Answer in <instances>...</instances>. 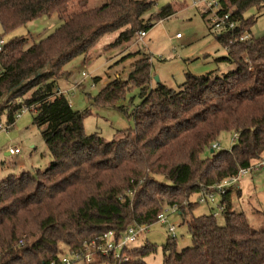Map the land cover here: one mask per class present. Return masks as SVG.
I'll return each mask as SVG.
<instances>
[{
  "label": "trees",
  "instance_id": "obj_1",
  "mask_svg": "<svg viewBox=\"0 0 264 264\" xmlns=\"http://www.w3.org/2000/svg\"><path fill=\"white\" fill-rule=\"evenodd\" d=\"M90 1L0 0L5 32L43 16L62 20L29 47L26 39L14 38L0 50V115L7 111L10 125L28 106L51 158L44 170L25 169L0 181V264H50L102 234L112 232L119 240L131 225L150 226L173 206L185 217L193 243L179 250L170 236L163 264H264V229L233 210L234 188L220 193L224 225L215 213L189 215L193 193H215L217 183L264 154V36L252 34L254 15L245 17L263 8L264 0H221L236 27L216 36L234 70L188 73L178 89L160 82L152 87L151 58L143 53L127 81L109 82L94 106L125 109L117 104L133 86L142 98L131 113L135 128L118 129L110 141L86 133L88 112L75 110L58 93L59 80L69 75L65 66L87 56L102 37L117 34L109 45L117 47L148 31L153 23L144 15L153 0H98L97 6ZM175 13L169 5L156 18ZM244 34L253 37L236 40ZM223 132L238 139L230 149L212 152ZM206 150L210 156L204 157ZM154 251L148 242L126 248L127 259L99 255L94 264H146Z\"/></svg>",
  "mask_w": 264,
  "mask_h": 264
},
{
  "label": "rangeland",
  "instance_id": "obj_2",
  "mask_svg": "<svg viewBox=\"0 0 264 264\" xmlns=\"http://www.w3.org/2000/svg\"><path fill=\"white\" fill-rule=\"evenodd\" d=\"M195 1L200 0H153V5L144 15L147 21L153 23L146 31L145 37L110 47L117 34L104 36L87 56H77L65 66L64 70L69 75L59 80V87L75 110L88 112L84 119L86 133L98 132L110 141L115 138L118 129L135 128V120L131 113L142 101L140 88L137 86L130 87L125 99H121L117 104L124 105L125 109L113 106L97 107L92 104V100L114 79L127 81L133 65L142 58L143 53L151 58L152 87H156L160 82L178 89L185 82L188 73L203 75L211 72L221 75L235 69L234 64L223 60L228 51L217 40L216 35L219 32L212 28V13L204 12L203 6H195ZM90 3L97 6L101 2L91 0ZM169 5L174 7L176 13L158 20L157 14ZM251 15L256 18L251 28L252 34L255 37L264 36V7L260 10L256 8L249 10L245 17ZM61 24L62 20L57 14L32 20L11 32H5L0 23V38L6 42L14 38H24L26 47H29L47 37ZM7 113L5 111L0 115V120L4 124V129H0V181L25 169L33 173L44 170L51 159L41 134L42 128L33 122L32 111L26 110L20 117L16 114L15 123L10 128L7 127ZM234 134L235 132H223L216 141L220 144L218 149H230L235 143ZM10 146H18L22 152L9 155L6 150ZM203 156H210V152L206 150ZM259 161H264V154L252 163ZM160 180L169 183L163 177ZM214 195V200L200 202L199 195L193 193L189 202L194 206L189 215L216 213L218 223L224 225L225 216L218 206L221 195L218 192ZM230 200L233 210L244 212L254 228L264 229V167L256 168L253 173L241 177L230 193ZM164 214L166 219L164 222L159 220L151 224L130 244V248H139L148 242L154 245L155 251L145 258L146 264H163L162 248L172 235L169 232L172 225L176 227L175 236L179 250L193 243L181 211L167 207Z\"/></svg>",
  "mask_w": 264,
  "mask_h": 264
},
{
  "label": "built area",
  "instance_id": "obj_3",
  "mask_svg": "<svg viewBox=\"0 0 264 264\" xmlns=\"http://www.w3.org/2000/svg\"><path fill=\"white\" fill-rule=\"evenodd\" d=\"M195 6H203L204 12H211L212 13V28L216 29L218 32L224 31V30H234L236 27V22L232 21L230 19V12L223 11L224 6L221 2V0H200L194 2ZM147 32L140 31L138 33V39H142L145 37ZM176 37H179V34L176 35ZM253 36L251 34H244L240 35L236 38L237 41H248ZM4 40H0V50L3 47ZM59 94H63L64 92L62 90H58ZM26 110H30L28 106H23L22 109L17 113V117H20L23 112ZM14 123L7 125L8 128L12 127ZM0 129H4V124L2 121H0ZM234 142L238 139V134H234ZM220 147V144L217 142L212 143L211 148L212 150L218 149ZM22 152L21 148L18 146H10L7 148V153L9 155H17ZM264 167V161L252 163L250 166L246 168H240L238 173L236 175L226 177L221 182L217 183L215 186L216 192L219 194L226 193L229 188H234V185H236V182L241 178L249 173H253V171H256V168H262ZM215 192V193H216ZM214 193H202L200 195V202H208L209 199L214 200ZM171 208H174L175 210H179L178 207L173 206ZM216 214V213H215ZM159 220L165 221V214L162 213L159 216ZM158 220V221H159ZM149 225H131L128 227V229L125 231L121 239L116 240L114 237V234L112 232L102 234L92 240L90 243H86L84 245V248L79 250H72L68 251L67 253H64L60 255L58 259H54L50 262V264H74L77 262H82L83 264H94L97 261V256L99 255H106V256H112L115 260H122L127 259L125 256L126 254L124 251L126 248L130 247V244L136 241L148 228ZM175 225H172L169 227V232L172 233L171 236H175Z\"/></svg>",
  "mask_w": 264,
  "mask_h": 264
},
{
  "label": "crops",
  "instance_id": "obj_4",
  "mask_svg": "<svg viewBox=\"0 0 264 264\" xmlns=\"http://www.w3.org/2000/svg\"><path fill=\"white\" fill-rule=\"evenodd\" d=\"M122 129H127V128H122ZM7 151V150H6ZM8 154V153H7ZM239 190V189H238Z\"/></svg>",
  "mask_w": 264,
  "mask_h": 264
},
{
  "label": "water",
  "instance_id": "obj_5",
  "mask_svg": "<svg viewBox=\"0 0 264 264\" xmlns=\"http://www.w3.org/2000/svg\"><path fill=\"white\" fill-rule=\"evenodd\" d=\"M156 79L159 80L158 77H156ZM212 152H213V150H212Z\"/></svg>",
  "mask_w": 264,
  "mask_h": 264
}]
</instances>
